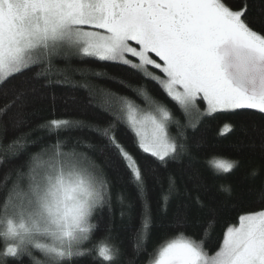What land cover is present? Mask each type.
<instances>
[{
    "label": "snow or ice",
    "instance_id": "snow-or-ice-1",
    "mask_svg": "<svg viewBox=\"0 0 264 264\" xmlns=\"http://www.w3.org/2000/svg\"><path fill=\"white\" fill-rule=\"evenodd\" d=\"M45 105L81 118L37 125L48 144L9 139ZM224 112L244 133L238 156L201 166L188 133ZM0 147V264H120L116 244L81 246L115 237L117 183L136 193L117 195L121 222L139 218L127 264H264V0H0ZM222 194L238 214L209 255L185 231L197 211L207 231ZM175 202V238L152 257L157 210L167 219Z\"/></svg>",
    "mask_w": 264,
    "mask_h": 264
},
{
    "label": "trees",
    "instance_id": "trees-1",
    "mask_svg": "<svg viewBox=\"0 0 264 264\" xmlns=\"http://www.w3.org/2000/svg\"><path fill=\"white\" fill-rule=\"evenodd\" d=\"M59 67H64V65H58ZM73 79L80 81L81 78L78 75H73ZM95 83L106 85L111 91L116 94H124V90L117 84L108 81H95ZM56 94H60L61 92H73V89L70 87L66 88H57L54 90ZM79 98L86 97L87 93L83 90H75L74 93ZM129 99L133 101L139 107H144L147 104L141 103L140 99H136L134 97L129 96ZM153 100H157V98L153 97ZM158 102V101H157ZM99 111V110H95ZM103 116V113H100ZM53 118H64V119H79L81 118L78 113L73 111L63 112V110H59L55 113L50 112L47 109V106H42L37 110V115L33 118L30 127L21 128L18 131L9 132V139H11L14 135H19L21 132H33L34 129L37 128V125L44 123L45 121H49ZM190 120L198 123L199 121L195 116L190 117ZM235 126L232 123V118H230L229 114L218 113L215 119H211L205 121L204 126L197 132L191 133L188 135L192 137L193 140V154L196 156L198 163L201 166L212 165V162L215 160H229L234 161L237 158V141L243 138V131L241 129H236L234 131H229V128H234ZM73 136H80V132L72 133ZM201 137L204 139L201 141ZM42 138V142L44 144H48L52 142L55 137L53 135H49L44 131H34L31 135V140H40ZM200 141V147L195 148V142ZM3 147H0V151H3ZM28 151L35 152L37 151L36 147H29ZM255 163L251 158H249L245 164V166L239 169L234 176H229V180L239 181L243 178L245 172L252 167ZM214 170V169H213ZM255 184H259L260 181L253 182ZM211 187V185H210ZM127 192L133 199L135 198V191L131 186H126L123 183H117L115 187L112 189V206L113 210L116 213V233L115 237L112 239H105V233L100 230L96 232L95 235L90 236L88 240H82L81 246L83 248H94L98 245L101 239H104L105 243L109 245L116 244L122 249L125 250L126 255L122 258L120 264H127L128 260L131 259V252L133 243L136 242V232L135 229L139 228V218L134 217L130 222L127 218L124 219L123 223L119 217L120 204L117 200V195L122 192ZM166 194V193H165ZM223 197V194H222ZM171 200V197H170ZM178 202L172 204L169 217L166 219L159 214V210H157L156 216V226L152 229L150 239L147 240V253L151 254L152 257L158 253L159 248L163 246V243L166 242L167 239L175 238V233L169 232L170 227V218L177 211ZM214 207L216 208V219L213 221V225L208 227L207 231H204V227L207 225L208 213L205 212H194V219L189 222L187 230L185 231V235L189 236L192 239L197 240V242L203 241L205 250L209 254H213L219 240L222 236V232L226 226V224L233 222L234 218L237 216V205L236 203L229 202L226 197H223L222 200L218 201ZM93 224L99 225V221L93 220ZM3 244L2 238H0V245ZM142 264H149L150 260L148 257H142ZM79 264H89L87 258H79Z\"/></svg>",
    "mask_w": 264,
    "mask_h": 264
},
{
    "label": "rangeland",
    "instance_id": "rangeland-1",
    "mask_svg": "<svg viewBox=\"0 0 264 264\" xmlns=\"http://www.w3.org/2000/svg\"><path fill=\"white\" fill-rule=\"evenodd\" d=\"M136 105V104H135ZM137 106V105H136ZM140 110H141V113L143 114L144 112H146V111H149L150 110V107H149V105H146V106H144L143 108L142 107H139V106H137ZM209 255H212V254H209ZM150 264V263H149Z\"/></svg>",
    "mask_w": 264,
    "mask_h": 264
}]
</instances>
